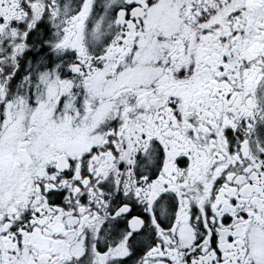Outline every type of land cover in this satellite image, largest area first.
<instances>
[{
    "label": "snow or ice",
    "instance_id": "snow-or-ice-1",
    "mask_svg": "<svg viewBox=\"0 0 264 264\" xmlns=\"http://www.w3.org/2000/svg\"><path fill=\"white\" fill-rule=\"evenodd\" d=\"M0 264H264V0H0Z\"/></svg>",
    "mask_w": 264,
    "mask_h": 264
}]
</instances>
